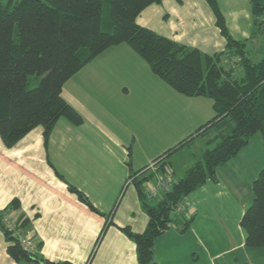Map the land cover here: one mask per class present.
Listing matches in <instances>:
<instances>
[{
  "label": "crops",
  "instance_id": "obj_1",
  "mask_svg": "<svg viewBox=\"0 0 264 264\" xmlns=\"http://www.w3.org/2000/svg\"><path fill=\"white\" fill-rule=\"evenodd\" d=\"M217 3L231 36L248 41L249 56L261 60L264 31L255 32L251 0ZM137 22L203 54L226 50V39L206 0H162L146 8ZM130 49L122 44L106 50L64 85L62 97L81 115V125L59 119L47 145L41 126L12 148L0 137V211L6 210L16 225L25 220L22 235L44 259L138 264L137 246L123 232L142 234L149 223L136 181L147 179L142 189L148 197L166 176L172 175L175 182L183 179L229 129L224 121L197 133L215 117L214 103L206 97L185 102L172 95L169 112L168 84L134 58ZM225 58V70L235 68L241 76L239 60L233 57L237 63L231 67ZM185 103H206L207 108H199L201 122L187 137L192 139L179 148L185 140L181 141L163 158L170 150L169 126L178 124ZM247 147L219 168L217 181L207 182L185 199L190 207L156 240L157 264H264V248H247L241 227L262 168L239 159ZM70 186L99 213L81 202ZM163 196L148 199L155 203ZM14 200L19 208L9 207ZM8 247L0 228V264H20Z\"/></svg>",
  "mask_w": 264,
  "mask_h": 264
},
{
  "label": "trees",
  "instance_id": "obj_2",
  "mask_svg": "<svg viewBox=\"0 0 264 264\" xmlns=\"http://www.w3.org/2000/svg\"><path fill=\"white\" fill-rule=\"evenodd\" d=\"M206 1L226 39L225 52L212 56L138 24L142 12L162 0H0V137L6 147H14L39 126L44 128L47 145L61 118L81 125V115L62 97L64 85L106 50L122 44L137 53L153 74L175 92L213 101L215 117L197 133L224 121L228 123L229 129L221 133L216 144L204 152L202 160L183 179L174 181L161 201H149L142 189L147 179L136 181L149 223L142 234L130 229L123 232L137 246L138 264H157L156 240L177 222L174 211L178 205L207 182L217 181L219 168L236 158L256 134H264V57L259 61L251 58L248 41L239 42L231 36L217 0ZM251 10L255 32L264 31V0H251ZM227 56L239 60L243 72L240 77L233 76L235 68L225 70L222 63ZM31 76L40 79L33 89L28 88ZM69 189L98 212L84 194L72 186ZM252 189L254 199L241 227L247 248H264V169ZM9 207L19 208V204L14 200ZM5 216L6 210L0 211V228L15 261L72 264L52 262L24 249L3 222ZM25 224L21 219L16 225L21 235Z\"/></svg>",
  "mask_w": 264,
  "mask_h": 264
},
{
  "label": "rangeland",
  "instance_id": "obj_3",
  "mask_svg": "<svg viewBox=\"0 0 264 264\" xmlns=\"http://www.w3.org/2000/svg\"><path fill=\"white\" fill-rule=\"evenodd\" d=\"M123 46L130 49V47H128L126 44H123ZM132 52L134 51L132 50ZM134 54H135L134 58H138L139 62H142V64L147 66V68L149 69V66L147 65V63H145V61L137 53L134 52ZM256 58H259V57L254 56V60H257ZM225 59L228 62H231L230 63L231 67H233V65L237 63L236 59L229 58L228 56ZM233 76L239 77L240 75L237 74V72H235V75ZM39 80L40 79L36 76L29 77L28 88L33 89L34 87H36L39 83ZM167 89H168V97H169V102H168L169 112H172L173 104H174L170 100V98H172L171 97L172 95L183 98L185 102L189 100L188 98H191V97H186L184 95H181L175 92L168 85H167ZM202 106H206L207 108L206 103H204V105L202 104L195 105V104H187V103L184 104V111H182V117L180 118L181 120L178 118L179 120L178 124L169 126V131H168V136H167V149L168 150L175 147L181 141L186 140L188 135H191L194 131H196L195 129H197L198 127L197 123L201 122V119L199 118L201 115V113L199 112V108ZM239 159H241L243 162H249L251 164H254V166L257 169L261 167H262L261 170L264 169V137H263L262 132H259L255 137H253L252 141L250 142V145L244 149Z\"/></svg>",
  "mask_w": 264,
  "mask_h": 264
},
{
  "label": "built area",
  "instance_id": "obj_4",
  "mask_svg": "<svg viewBox=\"0 0 264 264\" xmlns=\"http://www.w3.org/2000/svg\"><path fill=\"white\" fill-rule=\"evenodd\" d=\"M153 166H154V164H153ZM173 184H174L173 176L172 175L166 176L164 179H162L159 182V184H157L156 187H154L153 189H151L148 192L149 193L148 198L152 200V199H156L161 194L168 193L171 190ZM190 205H191L190 201L184 200L175 209L174 215L176 217H178V216L184 214L187 211V209L190 207ZM3 222L5 223V225L7 226V228L11 232H14L16 234V236L19 238L22 246L24 247V249H26L29 252L36 253V251H37L36 246L32 242H30L29 240L24 238L23 235H21L19 233V231L17 230L16 224L13 223L8 216L4 217ZM172 226H174V224L169 225L170 228Z\"/></svg>",
  "mask_w": 264,
  "mask_h": 264
},
{
  "label": "water",
  "instance_id": "obj_5",
  "mask_svg": "<svg viewBox=\"0 0 264 264\" xmlns=\"http://www.w3.org/2000/svg\"><path fill=\"white\" fill-rule=\"evenodd\" d=\"M39 264H41V263H39Z\"/></svg>",
  "mask_w": 264,
  "mask_h": 264
}]
</instances>
